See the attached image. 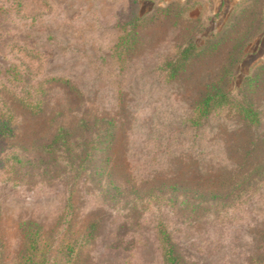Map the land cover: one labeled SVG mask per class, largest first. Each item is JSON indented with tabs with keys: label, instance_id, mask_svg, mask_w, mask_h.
Masks as SVG:
<instances>
[{
	"label": "rangeland",
	"instance_id": "rangeland-1",
	"mask_svg": "<svg viewBox=\"0 0 264 264\" xmlns=\"http://www.w3.org/2000/svg\"><path fill=\"white\" fill-rule=\"evenodd\" d=\"M184 1L157 0L161 6ZM192 1L193 15L201 12L204 21L217 13L210 26L217 30L239 0ZM154 4L143 3L140 14L153 12ZM133 14L130 0H0V101L18 112L16 137L0 138L3 264L20 263V224L27 219L43 224L54 239L52 264L62 262L64 235L84 234L93 222L98 228L81 264H163L160 220L188 263L252 264L264 257V87L258 126L247 128L225 112L192 127L195 100L226 53L168 81L161 67L182 44L184 24L160 18L142 30V44L124 66L112 52ZM11 63L24 71L27 85L48 89L43 115L32 116L14 101L21 93L3 72ZM263 63L264 33L248 47L236 83ZM81 118L115 122L107 170L125 193L113 198L107 176L98 179L93 168L84 172L75 188L73 230L66 233L56 224L66 204V182L60 175H40L41 148L58 126H74ZM14 156L30 163L22 166ZM234 182L242 186L233 190ZM162 183L204 189L208 199L198 202L190 189L149 196ZM219 190L228 196L210 200Z\"/></svg>",
	"mask_w": 264,
	"mask_h": 264
},
{
	"label": "trees",
	"instance_id": "trees-1",
	"mask_svg": "<svg viewBox=\"0 0 264 264\" xmlns=\"http://www.w3.org/2000/svg\"><path fill=\"white\" fill-rule=\"evenodd\" d=\"M145 2L155 3V9L151 13L140 14L141 6ZM130 5L134 9V14L121 27L122 34L112 52L115 58L125 66L142 44V30L156 23L160 18L173 19L174 25L184 24L182 44L161 67L168 81L180 79L192 65L198 62L226 53L225 61L216 77L206 83L195 100L190 125L200 128L213 115H221L225 112L238 116L247 128L259 125L261 110L258 107V94L264 87V63L252 67L239 83H236V79L248 47L264 33V0H239L230 9L222 28L217 30L210 28L215 22L217 13L208 17V22L202 19L201 12L197 16L193 15L197 6L196 1L185 0L178 5L174 3L161 6L157 0H130ZM3 72L6 81L19 89L21 94L15 93L14 101L22 110L35 117L43 115L46 105L43 98L48 93V89L46 91L41 83L37 84V87L33 84L27 85L29 82L27 76L16 63L6 66ZM17 114L16 108L7 100L0 101V138L16 137ZM115 140L116 124L113 120L91 121L81 118L74 126H58L42 146L40 175L42 177L60 175L66 182V204L56 223L60 227H65L66 233L73 230L75 188L84 172L93 168L98 179L99 176H107L111 188L109 194L113 198H119L125 193L122 185L118 184L114 177H111V171L107 170ZM14 158L22 166L30 163V160L24 162L17 156ZM239 183H231L230 187L233 190L235 187L239 188L242 186ZM181 189L190 188H183L178 183H162L154 186L152 190L156 192L150 190L149 196L159 194L164 198L162 192L176 195ZM191 191L197 194L198 202L208 199V193L204 189ZM211 194L210 200L215 201L228 196L229 193L219 190ZM165 200L172 202L173 197H167ZM97 228L98 222H93L84 234L64 235L60 240V245L63 247L61 264H81L83 250L94 238ZM20 231L24 241V251L19 264H52L54 239L46 232L45 226L35 220L27 219L21 222ZM157 237L163 264H197L188 263L183 259L163 220L157 224ZM1 246L0 264H3ZM252 264H264V257H255Z\"/></svg>",
	"mask_w": 264,
	"mask_h": 264
}]
</instances>
